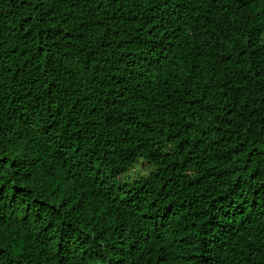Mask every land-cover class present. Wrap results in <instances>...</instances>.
<instances>
[{"label":"trees","instance_id":"1","mask_svg":"<svg viewBox=\"0 0 264 264\" xmlns=\"http://www.w3.org/2000/svg\"><path fill=\"white\" fill-rule=\"evenodd\" d=\"M264 264V0H0V264Z\"/></svg>","mask_w":264,"mask_h":264},{"label":"snow or ice","instance_id":"2","mask_svg":"<svg viewBox=\"0 0 264 264\" xmlns=\"http://www.w3.org/2000/svg\"><path fill=\"white\" fill-rule=\"evenodd\" d=\"M206 264H218V262L215 260V258H212V259L207 260Z\"/></svg>","mask_w":264,"mask_h":264}]
</instances>
